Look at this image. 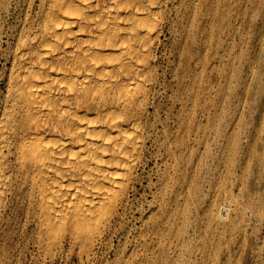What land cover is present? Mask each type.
I'll return each mask as SVG.
<instances>
[{"label":"bare ground","instance_id":"obj_1","mask_svg":"<svg viewBox=\"0 0 264 264\" xmlns=\"http://www.w3.org/2000/svg\"><path fill=\"white\" fill-rule=\"evenodd\" d=\"M173 3L0 0V264L14 202L39 249L67 242L86 260L122 217L156 127V60ZM224 209L213 205L219 222Z\"/></svg>","mask_w":264,"mask_h":264},{"label":"rangeland","instance_id":"obj_2","mask_svg":"<svg viewBox=\"0 0 264 264\" xmlns=\"http://www.w3.org/2000/svg\"><path fill=\"white\" fill-rule=\"evenodd\" d=\"M173 1L156 60V127L122 217L86 260L67 242L39 249L14 202L4 264H264V0ZM2 68L0 58V104ZM222 202L232 210L219 222Z\"/></svg>","mask_w":264,"mask_h":264}]
</instances>
